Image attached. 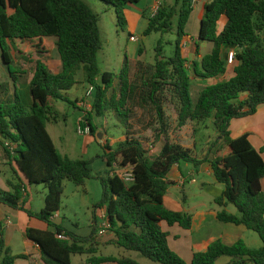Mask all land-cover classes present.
Returning <instances> with one entry per match:
<instances>
[{"label": "trees", "instance_id": "trees-1", "mask_svg": "<svg viewBox=\"0 0 264 264\" xmlns=\"http://www.w3.org/2000/svg\"><path fill=\"white\" fill-rule=\"evenodd\" d=\"M99 1L114 7L119 24L125 28L126 8L142 0ZM193 11L192 0H163L144 32V36L161 35L154 64L145 70L142 84V100L153 111L158 127L155 140H165L154 159L144 141L129 134L130 117L125 108L135 89L127 58L119 76V97L109 95L115 92L116 77L111 73L101 74L98 56L103 41L99 16L92 7L85 0H0V49L13 87V99L8 101L10 96L7 99L3 96L10 87L8 83L0 84V145L16 163L17 174L23 176L8 182L11 192L0 191V204L55 227L51 232L27 230V238L40 248L45 264H72L76 255H87V264H140L128 257L99 256L95 230L89 237H79L53 223L62 205L64 183L68 181L80 187L93 178L89 162L62 155L47 130L51 120L57 121L52 102H69L68 92L80 84L77 77L81 71L86 83L95 89L89 117H85L91 135L98 132L94 117H105L108 112L126 129L125 140L116 148L104 146V158L111 171L129 169L134 181L128 185L110 172L102 180L103 197L96 206L97 210L106 212L105 220L116 237L114 244L154 264H188L170 248L169 234L162 227L164 223L186 230L193 226L192 215L172 211L165 205V197L173 185L169 175L182 162L195 168L209 163L217 183L224 187L223 194L215 200L222 208L217 214L218 221L246 227L259 236L262 246L251 249L243 240L233 245L218 240L207 251L195 253L191 264H216L223 257H228L230 264H264V159L252 145L249 134L233 138L230 131L233 120L254 116L264 105V0L206 3L199 36L194 41L197 60L192 63L191 72L186 56L190 40L186 27ZM222 17L227 19V24L219 33ZM175 20L177 39L172 44V56H168L163 37L174 33ZM48 38L56 39L62 68L54 74L42 60L35 63L28 87L31 103L27 107L18 88V75L23 72L15 64L12 48L39 51L35 41ZM205 42L212 43L214 48L210 54L201 55V44ZM138 52L142 55L144 50ZM231 52L235 62L233 76L207 86L193 102L190 94L193 77L207 81L226 75ZM14 64L16 68L12 71ZM73 104L76 107L77 103ZM166 105L176 115L175 129L167 120ZM208 120L213 121L216 132L210 145L212 160L209 156L200 159L185 149L176 141L177 132L173 131L192 124L196 136L198 127ZM27 185H44L48 190L40 213L24 208ZM229 206L235 207L237 213L227 211ZM63 234L69 240L58 239ZM18 259L28 256L13 255L1 237L0 264H15Z\"/></svg>", "mask_w": 264, "mask_h": 264}, {"label": "rangeland", "instance_id": "rangeland-1", "mask_svg": "<svg viewBox=\"0 0 264 264\" xmlns=\"http://www.w3.org/2000/svg\"><path fill=\"white\" fill-rule=\"evenodd\" d=\"M85 2L92 7L95 13L99 16V26L101 31V37L103 41V49L99 53L98 63L101 74L111 73L116 77L114 85L115 92L111 91L110 96L113 94L119 97V76L125 66L126 58L128 59L130 67V80L132 86L135 89L134 94L128 101V105L125 111L128 112L130 119V131L129 134L137 139L144 141L149 149V155L152 158H156L164 145L165 140L160 142L155 140L154 134L158 132V127L155 122V117L150 106L145 104L142 100L143 91V76L147 68L154 64L155 60V48L158 41L161 39L160 34H152L150 36H144V32L148 27L149 18L157 12V8L162 5L163 0H159L156 3V8L153 11L147 13L146 18L139 24V26L132 31L129 25L123 28L119 24L118 17L115 9L99 0H85ZM171 5L174 2H169ZM197 11L195 13L196 18ZM152 15V16H151ZM198 22L190 21L186 27V32L190 37L197 40L200 32L201 21L204 17V10L201 7L199 9ZM203 16V17H202ZM202 17V18H201ZM175 30L172 35H166L163 37L166 53L168 56L173 54V45L177 39L176 25L177 20L174 21ZM133 35V36H131ZM134 37L135 40L132 41ZM195 40L188 41V49L186 50V56L189 60L190 71L192 72V61L196 56ZM35 46L39 47V51L32 48H12V54L14 57L17 68L23 73L19 76L18 88L20 95L22 96L27 107L30 106L29 95V82L33 77L35 69V63L38 60H42L52 73H58L61 71L62 65L57 54L56 39L48 38L42 41H35ZM214 45L209 42L201 44V55L210 54L213 51ZM139 49H143L144 53L139 55ZM40 52V53H39ZM15 64L12 66V71H15ZM235 62L228 65V75L223 77L218 82H223L234 73ZM193 74V73H192ZM190 94L193 102H196L201 91L207 86L216 83L211 80H199L193 77ZM77 80L81 81L75 88L68 92L67 98L69 102H55L53 101L51 106L57 112V121L51 120L47 124V130L54 141V144L58 151L73 160H84L89 162V167L92 171L93 178L88 180L84 186H77L72 182L66 181L64 183V193L62 197V205L60 211L57 213V220H54L56 226L64 227L71 234L79 237H89L94 233V214L96 206L102 200L103 197V183L102 180L109 177L111 168L106 163L104 155L106 150L104 146L110 148H116L117 144L126 135V129L121 121L115 117L113 113L108 112L105 117H94V123L98 127L97 135H80L78 133L79 126L85 117H89V112L93 105V98H86V93L90 87L89 84L84 81V73L81 71L78 74ZM100 80V79H99ZM8 83L10 91L3 96V99H7L8 96H12L13 87L12 81L9 79V73L3 63L2 52L0 49V84ZM8 101L13 99V96ZM74 102L77 103L74 107ZM166 108V116L169 122L173 124L172 129L176 128V115L168 105ZM264 112V106H262ZM263 118V117H262ZM246 122H249L246 119ZM87 123L81 124L86 127ZM199 133L196 137L198 143L201 144L203 140L207 138L214 139L215 129L212 120H208L203 125L199 126ZM178 132L177 130H173ZM234 134L236 132V126L233 128ZM101 136V138H99ZM127 136V135H126ZM111 175V174H110ZM195 180L196 184L190 185L187 183L185 191L188 196V202H186L185 209L190 211L196 216L195 222L197 226L202 221L203 212L212 213L218 209V206L213 202V198L205 194L201 189L202 182H209L211 177L206 174L195 173L194 176L187 178V182ZM173 193H177L178 197H182V191L176 188H171ZM32 196L35 198L34 206L38 211L43 208L44 196L48 193L47 188L44 185L31 186ZM205 203L206 207L202 204ZM231 211H236L235 207L230 206ZM99 212V211H98ZM98 221H103L98 217ZM51 230H55V227H50ZM251 234L259 239V236L251 231ZM67 237V236H66ZM251 249H258L253 244ZM260 248V247H259ZM103 254H111L117 257H129L138 261L141 264H154L153 262L141 257L134 252H128L124 249L121 251L118 248L113 247L107 252L103 251ZM126 254V255H125ZM85 256H73L72 264H84ZM229 260L228 257H223L217 261L216 264H225Z\"/></svg>", "mask_w": 264, "mask_h": 264}, {"label": "crops", "instance_id": "crops-1", "mask_svg": "<svg viewBox=\"0 0 264 264\" xmlns=\"http://www.w3.org/2000/svg\"><path fill=\"white\" fill-rule=\"evenodd\" d=\"M210 1L211 0H201L200 2H198V4L194 7V11L191 15L190 21L194 19L193 21L195 23L198 22L199 9L202 7L204 10V5L206 3H209ZM158 2L159 0H142L140 3L135 5H129L126 8L125 16L128 25L131 27L132 31H134L133 28L136 29L139 24L143 21V19L146 18L145 16H147L148 12L153 11L156 8V3ZM196 11L197 14L195 18ZM226 24L227 19L225 17H222L218 24L219 33L223 31ZM193 40L195 39H193V37H190L189 41L192 42ZM188 47L189 46L187 45L186 50L188 49ZM195 60H197L196 56L193 60H191L192 63ZM227 75L228 71L226 75L211 80L217 83V80H220ZM231 77H229L225 81L229 80ZM79 82L81 83V81ZM83 82L86 83V80L84 79ZM262 106L259 107L258 112L254 116L233 120L230 126V131L233 138H239L244 134H249V139L252 145L257 151L262 153V157L264 159V112L262 111ZM246 119H248L249 122H246ZM234 125L236 126L237 134H234L233 132ZM193 132L194 125L188 124L184 128L179 129L178 132L174 135V138L185 149L193 151V153L200 159H205L207 156H209V159L212 160L214 156L213 154H209L210 145L214 142L216 138V132L214 139L207 138L203 140L201 144L197 143L198 139L193 134ZM125 138L126 137L124 135L121 141H124ZM195 173L206 174L208 177H211V180L209 182H202L201 189L205 194L213 198L214 203L216 198L220 197L223 194L224 187L223 185L217 183L209 163H204L198 168H195V166L191 163L182 162L181 164L176 165L173 168L171 174L169 175V179L173 182V185L170 186L168 194L165 197V205L168 209L172 211L183 212L192 215L193 226L191 230H186L180 227L179 225H174L170 227L166 223H164L162 227L163 230L169 234L168 241L170 248L182 259H184L188 264H191L195 253L207 251L208 247L213 242L218 240L222 241L226 245H233L239 240H243L248 247H251L252 244L257 248L261 247V240H258V238L253 236V234H251V231L248 230L246 227L237 226L233 224H225L218 221L217 214L222 210V208L219 207L216 203L215 204L218 206V209L208 214L206 212H203L202 221L200 225L197 226L195 222L196 216L190 211H186L184 205L186 204V202H188V196L185 191L187 183H189L190 185L197 183L195 182V180H193L192 182H187V178L194 176ZM17 178L23 179V176L21 173L17 174L16 163L12 159H10V157L6 154L4 148L0 145V191L11 192V188L9 187L8 182H15ZM262 186L264 189V180L262 181ZM172 187L182 191V197L179 198L177 193H173L171 190ZM24 197V208L26 210L31 211L33 213H40L43 210L44 207L41 208L40 211H38V209H36V207L34 206L35 198L32 196L31 186L27 185V187L24 188ZM45 197L46 195L43 197L44 205ZM202 205L206 207L205 203H203ZM229 209L230 206L227 208V211L232 214L237 213V210L231 211ZM98 217L101 218L103 221L99 222ZM105 217L106 212L104 210L95 211L93 222L94 230L96 231L95 239L97 254L99 256H113L116 258H124V256L117 257L111 254H103V251L107 252L113 247L118 248L119 251H121L122 249L114 244L116 237L113 232L108 231L103 236L99 235V231L105 220ZM56 218L57 214L54 216L53 222ZM0 224V240L1 237L4 239L7 247L11 249L12 254L16 256H28V259H18L15 264H45L40 248L33 242L29 241V239L27 238V230L31 228L40 231H53L47 224L36 218L29 217V215L24 211L14 210L1 204ZM84 256L86 257L84 260V264H87V259L89 257L87 255ZM230 263V259L225 262V264Z\"/></svg>", "mask_w": 264, "mask_h": 264}, {"label": "built area", "instance_id": "built-area-1", "mask_svg": "<svg viewBox=\"0 0 264 264\" xmlns=\"http://www.w3.org/2000/svg\"><path fill=\"white\" fill-rule=\"evenodd\" d=\"M200 1L201 0H192V6L195 7L198 4V2H200ZM158 9L159 8H157V10ZM132 40H135V39L132 38ZM233 57H234V53L231 52L230 55H229V62L230 63L233 62ZM94 91H95L94 87L90 86L88 91H87V93H86V98L87 99H91L93 97ZM82 122L84 123V122H86V120L84 119V121H82ZM83 123H81V124H83ZM81 124L79 126L78 133L80 135H90L91 134V130H90V127H89L88 123L86 124L87 125L86 127H83ZM7 146H8V144H7ZM111 173H112L111 176H114V175L118 176L119 178H121L128 185L132 184L133 181H134L132 173L127 168L116 169V170H113ZM108 231H110V224L106 220H104V222H103V224L101 226V229L99 231V235L103 236ZM57 237L60 240H69V238H67L65 235H58Z\"/></svg>", "mask_w": 264, "mask_h": 264}, {"label": "water", "instance_id": "water-1", "mask_svg": "<svg viewBox=\"0 0 264 264\" xmlns=\"http://www.w3.org/2000/svg\"><path fill=\"white\" fill-rule=\"evenodd\" d=\"M99 138H101V136H99Z\"/></svg>", "mask_w": 264, "mask_h": 264}]
</instances>
